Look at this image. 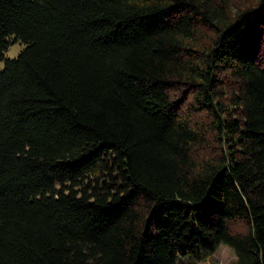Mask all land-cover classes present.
Listing matches in <instances>:
<instances>
[{
  "label": "trees",
  "instance_id": "1",
  "mask_svg": "<svg viewBox=\"0 0 264 264\" xmlns=\"http://www.w3.org/2000/svg\"><path fill=\"white\" fill-rule=\"evenodd\" d=\"M0 264H264V0H0Z\"/></svg>",
  "mask_w": 264,
  "mask_h": 264
},
{
  "label": "rangeland",
  "instance_id": "2",
  "mask_svg": "<svg viewBox=\"0 0 264 264\" xmlns=\"http://www.w3.org/2000/svg\"><path fill=\"white\" fill-rule=\"evenodd\" d=\"M24 45L20 42L11 44L3 53V59L0 61V70H2L5 61L15 59L22 51ZM178 264H238L233 251L221 245L210 255L203 256L202 259L196 260L192 258H181Z\"/></svg>",
  "mask_w": 264,
  "mask_h": 264
}]
</instances>
